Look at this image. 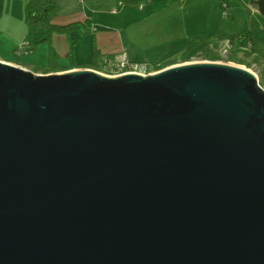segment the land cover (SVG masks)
Segmentation results:
<instances>
[{
	"label": "water",
	"instance_id": "95a60500",
	"mask_svg": "<svg viewBox=\"0 0 264 264\" xmlns=\"http://www.w3.org/2000/svg\"><path fill=\"white\" fill-rule=\"evenodd\" d=\"M0 264H264V90L0 61Z\"/></svg>",
	"mask_w": 264,
	"mask_h": 264
},
{
	"label": "crops",
	"instance_id": "0c3cea01",
	"mask_svg": "<svg viewBox=\"0 0 264 264\" xmlns=\"http://www.w3.org/2000/svg\"><path fill=\"white\" fill-rule=\"evenodd\" d=\"M26 1L0 0V61L36 75L75 69L95 71L104 57L118 61L122 52L130 62L149 63L159 57V52L165 55L162 57L180 53L193 38H209L217 32L235 35L245 29L264 52V0H226V15L219 8V0H56L51 23L56 27L77 26L49 35L27 24ZM193 7L204 11L208 28L202 25L193 31V23L184 26L183 14L193 13ZM240 17L248 25L233 29ZM23 41L31 44L32 53L15 56V47ZM246 51L249 49L245 47L240 50Z\"/></svg>",
	"mask_w": 264,
	"mask_h": 264
},
{
	"label": "trees",
	"instance_id": "16d2710c",
	"mask_svg": "<svg viewBox=\"0 0 264 264\" xmlns=\"http://www.w3.org/2000/svg\"><path fill=\"white\" fill-rule=\"evenodd\" d=\"M223 3L227 5L226 0H219V8L221 10ZM24 14L27 24L33 26L34 28H43L47 35L55 30L68 32L77 26L76 24H71L62 27H56L51 23L53 17L56 14V0H27L24 8ZM212 37L215 38V41L211 39ZM212 37L207 38L201 36L189 40L184 47L181 59L183 61H188L191 58L202 56L209 61L222 60L215 49L218 47L219 41L228 40L233 47L228 57H226L227 59L232 58L234 61L242 63L243 61L235 57V55L240 52L242 47L246 48L249 44V51L243 52L244 56L247 57L255 54L254 58L252 59L254 62L258 63L259 61H264V52L256 47V44L251 38L248 29H245L235 35H220L217 32ZM68 42L69 44H72V39L68 38ZM172 64L174 63L163 62L157 66H154L153 69L157 71Z\"/></svg>",
	"mask_w": 264,
	"mask_h": 264
},
{
	"label": "rangeland",
	"instance_id": "374dc122",
	"mask_svg": "<svg viewBox=\"0 0 264 264\" xmlns=\"http://www.w3.org/2000/svg\"><path fill=\"white\" fill-rule=\"evenodd\" d=\"M195 1H198V3H201L205 0H195ZM201 7H199L198 9H194L193 7V13L192 11L189 12V13H184L183 14V24L184 26H188V24H192L193 23V31L196 29V30H200L201 26L202 25H206V22L208 21L205 17V13L204 11L201 12ZM193 14V15H192ZM223 18L225 16H222ZM226 19V17L224 18ZM248 24L246 23V21L244 19H242L241 17L237 19V21L234 23V27L233 29L237 28V26H241L242 28L247 26ZM33 30L37 29L40 31V33H44L45 35L47 34L46 31L43 29V28H34L33 26H31ZM207 25L204 27L206 28ZM204 28L202 27V31L204 32ZM208 28V27H207ZM232 29V30H233ZM55 32V31H53ZM183 53V50L178 53L176 52V54L172 57L170 56H167V57H162V56H165L163 53L159 52V57H156L154 58L153 60H151L149 63H146L148 61L145 62V64L148 66L149 69H152V72H156L153 68L154 66H157L159 65L160 63H163V62H173L174 64L172 65H177V64H182V63H186V62H201V61H209L208 59H205L204 57L202 56H198V57H194V58H191L190 60L188 61H183L181 59V55ZM235 57L241 59L243 62L242 63H238L237 61H234L232 58L230 59H225L224 60H218L219 62L221 63H227V64H232V65H235V66H239L241 68H244L248 71H250L251 73H253L255 75V77L257 78L258 80V84H260V87L264 90V61H259L258 63L257 62H254L252 59L254 58L253 56H244V54L242 52H238ZM159 58V59H158ZM172 65H169V66H172ZM169 66H166V67H169ZM164 67V68H166ZM162 68V69H164ZM161 70V69H160ZM158 71V70H157Z\"/></svg>",
	"mask_w": 264,
	"mask_h": 264
},
{
	"label": "built area",
	"instance_id": "2783aa9c",
	"mask_svg": "<svg viewBox=\"0 0 264 264\" xmlns=\"http://www.w3.org/2000/svg\"><path fill=\"white\" fill-rule=\"evenodd\" d=\"M180 2L183 0H179ZM227 5L225 3L222 4V14L226 15ZM232 44L228 40H223L219 46L215 49V51L220 55L222 59L228 57L231 49ZM250 45L248 44L245 49H249ZM32 53V46L27 41H23L19 43L14 51L13 54L15 56H27ZM251 56H255L252 54ZM219 62V61H217ZM96 72L106 75V76H120L124 74H139L142 76H146L149 73H152V70L148 68L145 63H133L130 62L126 56V53L122 52L121 57L118 61L104 57L97 66ZM260 86V84H259Z\"/></svg>",
	"mask_w": 264,
	"mask_h": 264
}]
</instances>
